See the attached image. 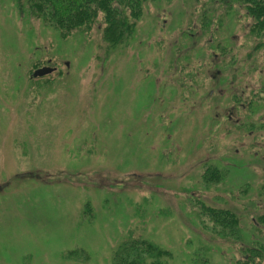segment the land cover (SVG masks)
Returning a JSON list of instances; mask_svg holds the SVG:
<instances>
[{"label":"rangeland","instance_id":"374dc122","mask_svg":"<svg viewBox=\"0 0 264 264\" xmlns=\"http://www.w3.org/2000/svg\"><path fill=\"white\" fill-rule=\"evenodd\" d=\"M101 17L65 33L0 0V264H113L134 239L169 264L246 260L264 245V35L212 0L147 3L116 47Z\"/></svg>","mask_w":264,"mask_h":264},{"label":"trees","instance_id":"16d2710c","mask_svg":"<svg viewBox=\"0 0 264 264\" xmlns=\"http://www.w3.org/2000/svg\"><path fill=\"white\" fill-rule=\"evenodd\" d=\"M157 0H26L34 16L47 21L50 26L69 33L83 26H91L102 14L106 28L104 40L112 47L119 46L129 39L136 29L140 15L147 3ZM222 5L245 10L253 20L255 34L264 35V0H212V5ZM203 216L213 224V230L219 228L227 235L238 228V218L228 211L205 208ZM237 235V234H236ZM113 264H169L164 258L171 257L168 252L145 246L144 242L131 240L123 242L115 251ZM246 260H238L235 264H264V245L261 248L248 250ZM257 259H260L256 262Z\"/></svg>","mask_w":264,"mask_h":264},{"label":"water","instance_id":"95a60500","mask_svg":"<svg viewBox=\"0 0 264 264\" xmlns=\"http://www.w3.org/2000/svg\"><path fill=\"white\" fill-rule=\"evenodd\" d=\"M53 71H54V70L51 69V68H42V69L37 70V71L34 73L33 77H34V78H41V77H44V76H46V75L51 74Z\"/></svg>","mask_w":264,"mask_h":264}]
</instances>
